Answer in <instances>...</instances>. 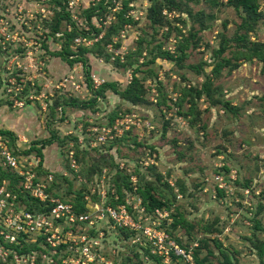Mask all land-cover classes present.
<instances>
[{"label":"rangeland","instance_id":"rangeland-1","mask_svg":"<svg viewBox=\"0 0 264 264\" xmlns=\"http://www.w3.org/2000/svg\"><path fill=\"white\" fill-rule=\"evenodd\" d=\"M65 1L0 0V130L22 169L74 209L106 192L105 202L126 204L191 256L166 261L143 233L112 231V264H264V68L250 50L264 45V0L248 26L228 0H177L161 6L162 24L150 8L163 0H100L99 12L81 0L80 17L110 23L79 24L84 34L98 29L97 39L67 48L53 28ZM133 77L144 90L136 103L120 95ZM218 169L226 193L212 180ZM16 185L0 166V186Z\"/></svg>","mask_w":264,"mask_h":264},{"label":"built area","instance_id":"built-area-1","mask_svg":"<svg viewBox=\"0 0 264 264\" xmlns=\"http://www.w3.org/2000/svg\"><path fill=\"white\" fill-rule=\"evenodd\" d=\"M80 1L67 0L64 4L66 12L71 17L67 30L71 32L76 29L78 32L72 39L76 46L84 44L87 40L91 41V38L79 31V24H95L93 18L96 22L110 23L108 16L106 19L91 16V20L86 16L80 17L78 13ZM99 1L86 0V5L82 8L98 6ZM119 5L121 2L112 8L113 12L120 8ZM100 8H96L95 11L99 12ZM3 12L0 3V15ZM128 14H132L131 10ZM85 34L97 39L93 31L90 33L87 31ZM55 35L61 38L64 33L58 30L55 31ZM19 158L21 157L10 145L9 138L0 133V166L10 169L15 178L20 179V188L16 185V192L0 186V264H112L110 260L104 258L108 247L105 240L108 239L109 233L119 230L143 233L166 261L174 256L191 259L190 254L171 240L164 230L157 229L154 224L141 225L126 204L112 205L105 202L104 191L100 196L102 202L85 204L84 211L80 212L58 198H49L45 191L46 185L36 178L31 172V167L23 170L24 165ZM71 166H75L74 161ZM225 176L226 174L217 172L212 180L215 181V186L224 189L226 193L232 185L226 183ZM231 176L230 183L236 180L235 176ZM240 192L247 196L250 188H241ZM32 200L38 203L49 200L51 206L48 210L30 209L28 206ZM20 201L26 202L27 205L22 204L20 207L18 204Z\"/></svg>","mask_w":264,"mask_h":264},{"label":"trees","instance_id":"trees-1","mask_svg":"<svg viewBox=\"0 0 264 264\" xmlns=\"http://www.w3.org/2000/svg\"><path fill=\"white\" fill-rule=\"evenodd\" d=\"M210 2H213V3H216L217 0H208ZM231 4H233L235 6V8L238 10V11H243L245 13V15L242 16V26H248L249 23L251 22V19L252 20H255L257 19V15H258V4H257V0H228ZM126 4V3H125ZM161 6H165L169 9H172V8H176L178 7V2L177 0H163V4L160 5V6H152L150 9V12L152 13V15H150V17L154 20L155 23L157 24H162L163 23V16L160 15L161 13ZM99 8L101 7V5L98 6ZM97 6L95 7H91V10L90 11H95L96 8H98ZM92 13V12H91ZM68 13L67 12H61V13H58L57 16L55 17L54 21H53V28H54V31H58L59 30V27H60V20L63 19L64 17L63 16H66ZM157 15V17L155 16ZM109 30H118L117 27H115L114 25H111L109 28ZM93 32H98V29L94 28L92 30ZM81 32V31H80ZM82 35L85 36L84 32H81ZM78 34L77 30H72L71 32H65L64 35H63V41L66 45V48L70 45V43L72 42V39L74 36H76ZM97 34V33H96ZM238 39L242 40V41H245L246 37L243 36V35H239L237 37ZM251 49L252 50V55L259 58L262 62H263V68H264V45H262L261 42L259 41H254V42H251ZM170 57L169 58H172L171 55H169ZM72 60V59H71ZM221 64H217L215 65V70H219ZM110 86H112L113 90L116 92L117 89L114 88V85L113 84H110ZM202 90H205L208 92V87H202ZM144 92V90L142 89V86L139 84V81L136 77H133L131 83L129 86H127L123 91H120V95L124 98V99H128L130 101H132L133 103H136L140 96L142 95V93ZM200 94V93H199ZM0 133L8 136L9 134H7L5 131H1L0 130ZM47 143L51 144L52 142L50 140H47L46 141ZM217 172H220L222 174H226V171L224 170H220L218 169L216 171ZM215 188L218 190V191H222V189H219L217 186H215ZM149 193L146 194V196H148ZM242 204L244 201L241 200ZM148 202H150L151 204H156V205H160L161 202L159 200H156L154 198H151L148 200ZM44 203V202H43ZM43 203H36V208H34V205L31 203L28 207L30 209H36V210H41V207H45V210H48L51 206V203H48V206H45ZM83 203V202H82ZM74 205L77 207L75 208L77 211H84V205L80 204V205H76L74 203ZM251 214V216H248L246 215V217L248 218V220L250 221L249 223H252L254 221V215L249 212ZM256 214V213H255ZM252 221V222H251ZM114 233H116L117 236L119 235H122V236H127L129 238L130 234H131V231L129 230H119V231H114ZM262 249L261 248V252H262ZM227 260V263L230 264V261L228 258H226ZM198 262H201V261H198ZM208 264V263H207Z\"/></svg>","mask_w":264,"mask_h":264}]
</instances>
